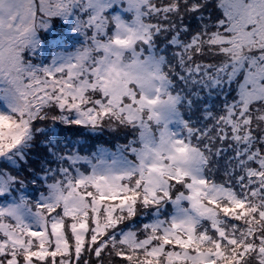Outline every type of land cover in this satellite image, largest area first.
<instances>
[{
	"label": "snow or ice",
	"instance_id": "snow-or-ice-1",
	"mask_svg": "<svg viewBox=\"0 0 264 264\" xmlns=\"http://www.w3.org/2000/svg\"><path fill=\"white\" fill-rule=\"evenodd\" d=\"M0 264H264V0H0Z\"/></svg>",
	"mask_w": 264,
	"mask_h": 264
},
{
	"label": "rangeland",
	"instance_id": "rangeland-1",
	"mask_svg": "<svg viewBox=\"0 0 264 264\" xmlns=\"http://www.w3.org/2000/svg\"><path fill=\"white\" fill-rule=\"evenodd\" d=\"M42 43V55L51 58L54 51L58 50L62 45H74L77 38L69 31L68 26L63 21L54 19L47 31L40 33ZM105 132L102 136H107ZM42 151L41 149L37 150Z\"/></svg>",
	"mask_w": 264,
	"mask_h": 264
},
{
	"label": "trees",
	"instance_id": "trees-1",
	"mask_svg": "<svg viewBox=\"0 0 264 264\" xmlns=\"http://www.w3.org/2000/svg\"><path fill=\"white\" fill-rule=\"evenodd\" d=\"M66 134H67V133H66ZM97 139L100 140V141H107L108 146H113V145H115V143L117 142L116 139H115L110 133H108L107 136H102V135H101V136L98 137ZM120 142H121V143L124 142L122 138H121ZM88 143H89V145H91V144L94 143V141H93V140H90Z\"/></svg>",
	"mask_w": 264,
	"mask_h": 264
}]
</instances>
